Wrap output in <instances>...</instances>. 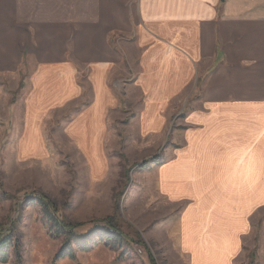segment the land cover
<instances>
[{
	"label": "crops",
	"instance_id": "crops-1",
	"mask_svg": "<svg viewBox=\"0 0 264 264\" xmlns=\"http://www.w3.org/2000/svg\"><path fill=\"white\" fill-rule=\"evenodd\" d=\"M182 111L159 187L192 198L180 235L192 264L206 246L230 264L264 199V0H0V118L17 164L49 157L58 128L97 178L118 114L134 113L127 133L147 145Z\"/></svg>",
	"mask_w": 264,
	"mask_h": 264
},
{
	"label": "rangeland",
	"instance_id": "rangeland-1",
	"mask_svg": "<svg viewBox=\"0 0 264 264\" xmlns=\"http://www.w3.org/2000/svg\"><path fill=\"white\" fill-rule=\"evenodd\" d=\"M5 105L8 108V103ZM185 107L189 111L188 102ZM183 111L170 119L164 139L154 137L147 145L133 140L140 135L138 132L127 133L129 128L124 121H130L134 113L118 114L117 142L111 144L108 163L97 178H92V168L73 145L69 148L62 144L58 128L49 157L17 164L4 147L10 137L11 118H0V225L4 226L3 235L14 226V237L23 244L21 264H51L56 260L69 230L61 227L64 233L58 236L56 227L61 222L78 224L71 239L79 257L100 260L114 255L125 264H192L190 253L181 247L180 240L184 233L182 214L192 198L175 200L166 196L159 187L157 169L171 157L169 151L182 142L174 135L185 127L180 125ZM131 130L135 131L132 127ZM4 136L6 140H2ZM154 156L157 160L149 161ZM39 194L56 209L52 218L45 217ZM106 219L111 224L106 225ZM248 220L250 226L240 235L241 245L230 264H264V199L248 213ZM116 231V238L107 242L110 233ZM85 245L87 250L81 247ZM205 248L208 260L200 251L194 264L228 261L227 252L223 256L219 252L221 246ZM15 257L12 251L11 264H19Z\"/></svg>",
	"mask_w": 264,
	"mask_h": 264
},
{
	"label": "trees",
	"instance_id": "trees-1",
	"mask_svg": "<svg viewBox=\"0 0 264 264\" xmlns=\"http://www.w3.org/2000/svg\"><path fill=\"white\" fill-rule=\"evenodd\" d=\"M157 160V156H154L151 160L149 161H155ZM146 161H144L145 163ZM40 204L42 206L43 209V213L45 215V217L52 218V216H54L53 211L56 210L53 206H51L49 204V202H47V200L44 198L43 195H40ZM53 213V214H52ZM105 222H108L106 225L111 224L110 220L106 219L104 220ZM61 226H57V235L59 236L60 234L64 233L61 230V227H64V230H67V228L69 230H67L68 232V237H66V241L63 243V245L60 247V249L58 250V252L55 255L56 260L59 259H64V258H68L70 260H76L77 258V254L76 251L73 249L72 245H73V241L71 239V237L73 236V232L75 230V228L78 226V224L76 225H71V224H66L61 222L60 223ZM60 227V228H59ZM4 226L2 227L0 225V264H4V263H8L11 259L12 256V251L15 252V258L16 261L21 264L22 260H23V256H22V249H23V244L20 240V238H16V236L14 237L15 234V230H14V226H11L10 229L7 230V233L5 235L2 234ZM117 229H114V231ZM116 234H118V232L116 231V233H110V236H108L107 238V242L115 239ZM83 249L87 250L89 247L88 246H81Z\"/></svg>",
	"mask_w": 264,
	"mask_h": 264
},
{
	"label": "bare ground",
	"instance_id": "bare-ground-1",
	"mask_svg": "<svg viewBox=\"0 0 264 264\" xmlns=\"http://www.w3.org/2000/svg\"><path fill=\"white\" fill-rule=\"evenodd\" d=\"M211 215V214H210ZM220 218V217H219Z\"/></svg>",
	"mask_w": 264,
	"mask_h": 264
}]
</instances>
